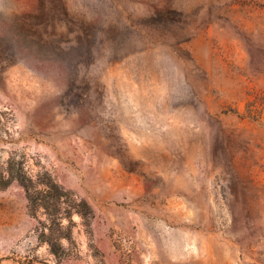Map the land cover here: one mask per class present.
<instances>
[{
    "label": "rangeland",
    "instance_id": "1",
    "mask_svg": "<svg viewBox=\"0 0 264 264\" xmlns=\"http://www.w3.org/2000/svg\"><path fill=\"white\" fill-rule=\"evenodd\" d=\"M0 264H264V0H0Z\"/></svg>",
    "mask_w": 264,
    "mask_h": 264
},
{
    "label": "trees",
    "instance_id": "2",
    "mask_svg": "<svg viewBox=\"0 0 264 264\" xmlns=\"http://www.w3.org/2000/svg\"><path fill=\"white\" fill-rule=\"evenodd\" d=\"M47 187V186H46Z\"/></svg>",
    "mask_w": 264,
    "mask_h": 264
}]
</instances>
